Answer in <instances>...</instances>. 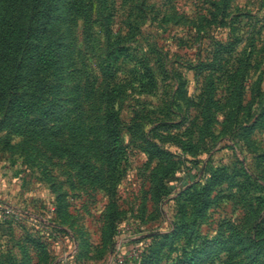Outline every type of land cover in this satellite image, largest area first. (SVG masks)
<instances>
[{"label":"rangeland","instance_id":"rangeland-1","mask_svg":"<svg viewBox=\"0 0 264 264\" xmlns=\"http://www.w3.org/2000/svg\"><path fill=\"white\" fill-rule=\"evenodd\" d=\"M106 4L69 24L51 115L0 124V264H249L234 234L264 226V0Z\"/></svg>","mask_w":264,"mask_h":264},{"label":"trees","instance_id":"trees-1","mask_svg":"<svg viewBox=\"0 0 264 264\" xmlns=\"http://www.w3.org/2000/svg\"><path fill=\"white\" fill-rule=\"evenodd\" d=\"M108 7L106 0H0V124L13 112L24 116L36 113L49 116L50 108L41 109L47 80L64 67L67 29L73 20L92 24L97 8ZM109 30L112 15L106 16ZM115 94L109 92L105 113L106 145L104 154L112 175L122 155L118 114L113 110ZM249 264H264V226L255 225L245 236L234 234ZM205 250L192 256V264Z\"/></svg>","mask_w":264,"mask_h":264}]
</instances>
